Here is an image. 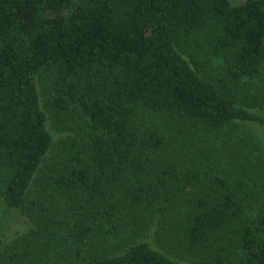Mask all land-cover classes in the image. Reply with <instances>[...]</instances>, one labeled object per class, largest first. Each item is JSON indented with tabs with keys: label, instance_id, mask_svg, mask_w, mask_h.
Returning a JSON list of instances; mask_svg holds the SVG:
<instances>
[{
	"label": "trees",
	"instance_id": "1",
	"mask_svg": "<svg viewBox=\"0 0 264 264\" xmlns=\"http://www.w3.org/2000/svg\"><path fill=\"white\" fill-rule=\"evenodd\" d=\"M263 110L264 0H0V264H264Z\"/></svg>",
	"mask_w": 264,
	"mask_h": 264
},
{
	"label": "rangeland",
	"instance_id": "2",
	"mask_svg": "<svg viewBox=\"0 0 264 264\" xmlns=\"http://www.w3.org/2000/svg\"><path fill=\"white\" fill-rule=\"evenodd\" d=\"M233 2L238 3L239 0H233ZM258 112L264 116V110ZM243 129L245 132L247 131L253 134L264 147V126L246 124ZM52 131L56 136L57 144L68 135L65 132L58 133L59 131ZM32 227L33 224L28 217L22 215L18 210L9 209L5 205L4 199L0 198V247L2 245V247H4V245L11 244L14 239L29 233Z\"/></svg>",
	"mask_w": 264,
	"mask_h": 264
}]
</instances>
